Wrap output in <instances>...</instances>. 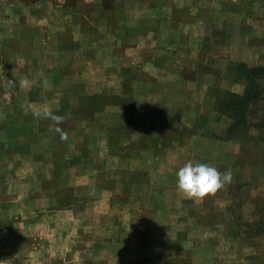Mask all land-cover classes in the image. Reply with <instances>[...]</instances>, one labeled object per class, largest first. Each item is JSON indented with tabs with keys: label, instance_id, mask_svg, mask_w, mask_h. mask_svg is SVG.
Segmentation results:
<instances>
[{
	"label": "crops",
	"instance_id": "obj_1",
	"mask_svg": "<svg viewBox=\"0 0 264 264\" xmlns=\"http://www.w3.org/2000/svg\"><path fill=\"white\" fill-rule=\"evenodd\" d=\"M256 5L0 0V264H264V128L219 107L264 66ZM188 161L232 181L187 198Z\"/></svg>",
	"mask_w": 264,
	"mask_h": 264
},
{
	"label": "rangeland",
	"instance_id": "obj_2",
	"mask_svg": "<svg viewBox=\"0 0 264 264\" xmlns=\"http://www.w3.org/2000/svg\"><path fill=\"white\" fill-rule=\"evenodd\" d=\"M247 3H251L252 5H256V3L260 2V6L258 8V5H256L255 7V15H256V19L257 20H261L260 21V27H258L259 31H260V36L259 37H256L257 38V41L258 43H260V46H261V49L263 48V55H264V0H252L251 2L249 0H246ZM257 47V45L255 46ZM259 81V88H258V96L260 97L259 98V102L257 104H254V105H251L250 107H248L247 111H248V118H247V121L250 122V123H259V122H262L264 123V77L257 80ZM222 101V105L226 104L227 103H231L232 102V98L230 97V93H223L221 94V99ZM226 109V106H222V109ZM232 119V123H234L235 119L233 118V116H231V114L227 111L226 112ZM253 127H258V128H264L263 127H260V126H256V125H251L249 126V124L246 125V129H245V132L244 133H238L236 134V136L238 135H246L247 132H249V130ZM242 128H244V126L240 127L239 130L241 131ZM253 184L251 185H247L246 189L249 188V187H252ZM242 203V199H240L238 201V203H236L237 205L241 204ZM237 205H235V211L238 213V211L236 210V208H239L237 207ZM241 206V205H239ZM234 209V207H233ZM236 213V214H237ZM252 214H255V213H249L247 212V214L245 215V217H241V219L243 220V224L245 225V228L243 229L244 230V235L245 236H257L258 234H262L264 233V206L263 208L258 212L256 213L258 215L257 219L256 220H251V216ZM9 215V214H7ZM17 215V214H10V217L11 219L14 218V216ZM5 217V214H2L0 213V218L4 219L3 221L7 220V217ZM8 232V231H6ZM15 264V261L13 262V260H9L8 261V264ZM16 263L17 264H24L23 261L21 260H18V258L16 259ZM39 264H42V263H39ZM86 264H94V261H87ZM98 264V263H97Z\"/></svg>",
	"mask_w": 264,
	"mask_h": 264
},
{
	"label": "clouds",
	"instance_id": "obj_3",
	"mask_svg": "<svg viewBox=\"0 0 264 264\" xmlns=\"http://www.w3.org/2000/svg\"><path fill=\"white\" fill-rule=\"evenodd\" d=\"M176 175L178 191L194 200H203L208 196L215 195L232 181L231 170L221 172L210 164H193L191 161L180 167Z\"/></svg>",
	"mask_w": 264,
	"mask_h": 264
},
{
	"label": "trees",
	"instance_id": "obj_4",
	"mask_svg": "<svg viewBox=\"0 0 264 264\" xmlns=\"http://www.w3.org/2000/svg\"><path fill=\"white\" fill-rule=\"evenodd\" d=\"M243 71L247 78V88L246 91L243 94H237V93H230V97L232 98L231 103H227L222 105V101L219 100V107L222 109V106H226L225 112H229L231 116L235 119L234 123L231 124L229 129L230 135H236L239 132L244 133L245 127L247 124L249 126L256 125L263 127L264 123H250L247 121L248 118V107L251 105L257 104L259 102V96H258V88H259V79L264 77V66L261 67H253L249 68L245 65L243 66ZM251 104V105H250ZM244 126L242 130L240 131L239 128ZM244 131V132H243Z\"/></svg>",
	"mask_w": 264,
	"mask_h": 264
}]
</instances>
